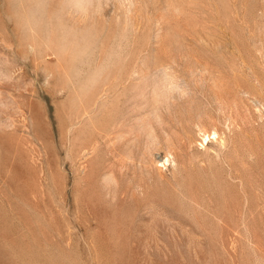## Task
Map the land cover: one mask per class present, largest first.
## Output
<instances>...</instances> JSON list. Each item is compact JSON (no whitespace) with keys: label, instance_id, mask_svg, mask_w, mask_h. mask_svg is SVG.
I'll return each instance as SVG.
<instances>
[{"label":"rangeland","instance_id":"obj_1","mask_svg":"<svg viewBox=\"0 0 264 264\" xmlns=\"http://www.w3.org/2000/svg\"><path fill=\"white\" fill-rule=\"evenodd\" d=\"M0 264H264V0H0Z\"/></svg>","mask_w":264,"mask_h":264},{"label":"bare ground","instance_id":"obj_2","mask_svg":"<svg viewBox=\"0 0 264 264\" xmlns=\"http://www.w3.org/2000/svg\"><path fill=\"white\" fill-rule=\"evenodd\" d=\"M205 132H206V131H205ZM205 132H204V133H205ZM214 134H215V131H214ZM216 135H217V133H216ZM203 136H204V135H203ZM209 137H210L209 134H206V136H205V138H204L205 143L209 141ZM163 162H164V161H163ZM163 162H162V164H163ZM165 162H166V160H165ZM167 162H168V161H167ZM162 166H164V165H162Z\"/></svg>","mask_w":264,"mask_h":264}]
</instances>
